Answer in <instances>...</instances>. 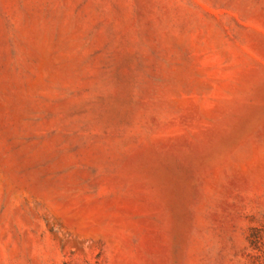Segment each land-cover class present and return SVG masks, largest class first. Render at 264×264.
<instances>
[{
	"label": "rangeland",
	"instance_id": "374dc122",
	"mask_svg": "<svg viewBox=\"0 0 264 264\" xmlns=\"http://www.w3.org/2000/svg\"><path fill=\"white\" fill-rule=\"evenodd\" d=\"M0 264H264V0H0Z\"/></svg>",
	"mask_w": 264,
	"mask_h": 264
}]
</instances>
